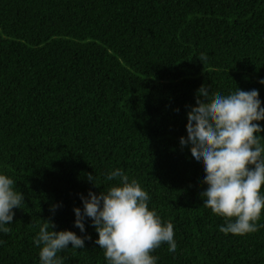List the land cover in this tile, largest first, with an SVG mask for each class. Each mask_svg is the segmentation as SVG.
I'll use <instances>...</instances> for the list:
<instances>
[{
	"label": "trees",
	"instance_id": "trees-1",
	"mask_svg": "<svg viewBox=\"0 0 264 264\" xmlns=\"http://www.w3.org/2000/svg\"><path fill=\"white\" fill-rule=\"evenodd\" d=\"M261 79L264 0H0V174L25 196L0 232V264H40L34 238L48 219L91 236L58 254L64 264H107L73 209L116 184L115 169L174 225L177 250L162 244L156 264H264V227L221 233L225 218L200 196L203 165L179 143L201 85L256 89L264 107Z\"/></svg>",
	"mask_w": 264,
	"mask_h": 264
},
{
	"label": "clouds",
	"instance_id": "clouds-1",
	"mask_svg": "<svg viewBox=\"0 0 264 264\" xmlns=\"http://www.w3.org/2000/svg\"><path fill=\"white\" fill-rule=\"evenodd\" d=\"M200 60L208 56L201 53ZM264 84V79L259 81ZM196 106L187 112V137H180L181 148L189 147L191 156L204 169L201 191L203 207L225 218L221 233L243 236L255 233L264 210V107L256 89L237 90L228 95L209 94L205 85L197 90ZM178 112L179 109H176ZM87 179L93 182L92 174ZM117 183L98 195L89 191L80 195L83 209L74 208V226L85 233V221L90 219L98 239L95 244L104 252L107 264H156L158 257L151 253L162 244L175 253L174 225L164 223L155 210H149L151 197L136 179L122 169L106 176ZM95 187L96 184L93 183ZM25 203L22 192L14 190V181L0 174V232H11L15 213ZM54 205L50 211L54 212ZM55 223L43 220L34 244L40 248V264H64L59 253L71 248L85 247L91 236L75 232L55 231ZM3 241H0L2 244Z\"/></svg>",
	"mask_w": 264,
	"mask_h": 264
}]
</instances>
